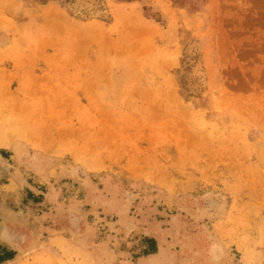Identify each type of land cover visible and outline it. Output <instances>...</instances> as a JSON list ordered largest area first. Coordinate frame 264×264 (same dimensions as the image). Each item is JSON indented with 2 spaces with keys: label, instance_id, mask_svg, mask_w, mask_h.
Wrapping results in <instances>:
<instances>
[{
  "label": "rangeland",
  "instance_id": "rangeland-1",
  "mask_svg": "<svg viewBox=\"0 0 264 264\" xmlns=\"http://www.w3.org/2000/svg\"><path fill=\"white\" fill-rule=\"evenodd\" d=\"M0 147L68 221L46 263L41 209L0 179L33 226L0 264H111L116 235L135 264L149 225L190 264H264V0H0Z\"/></svg>",
  "mask_w": 264,
  "mask_h": 264
},
{
  "label": "crops",
  "instance_id": "crops-1",
  "mask_svg": "<svg viewBox=\"0 0 264 264\" xmlns=\"http://www.w3.org/2000/svg\"><path fill=\"white\" fill-rule=\"evenodd\" d=\"M10 158L11 156L9 155L7 148L0 147V179L3 178L9 182V188L12 191L17 192V198H26L25 205H22L23 208L35 210H38L39 208L41 209L45 219V223L41 225V230L43 233H46V236L43 235L46 246L44 251L41 252L42 255L40 257L46 263H59L62 258H60V252L57 247L55 249L54 245H62L64 241H67L66 237L63 235V230L65 226H67L68 221L66 219L59 218L57 213L54 214V211H56L59 206H62L64 203V186L63 184L55 186V182L48 183L45 180L36 178L35 174H33L34 176L29 175L24 177L21 175L18 167L8 164ZM6 186L7 185L2 184L0 185V188ZM21 189L24 193H19ZM77 192L78 191L72 192L69 204L73 210L80 213L81 210L76 196ZM13 213L16 214L17 211L0 201V244L5 246L9 251L11 250L14 253H18L28 244V240L32 235L33 226L30 220L27 222L24 229H21L18 225L11 226L8 224L9 217L7 218V216L10 215L11 217ZM2 233L4 238H2ZM141 233L143 236L153 238L156 241L157 252L155 254L137 257L135 264H190L189 261L192 258L186 253L184 248H181L179 251L175 250L172 252L170 248L165 245V232H163V230H160L154 225H149L143 228ZM20 234L24 237L23 244H21L17 239ZM112 238H115L116 246L113 249L108 247V250L105 251L108 255L114 256V261L111 262V264L115 261L119 262V257H124L126 259L125 262L121 261V264H132V262L130 260L128 261L127 258L129 248L126 249L122 246V243L119 242L120 240L117 238V235ZM99 248L100 247L94 246L91 250L87 249L85 252L89 255L91 260H100L101 262H104V260L107 261L108 259H104L105 257L103 258V256H100ZM220 258L222 264H239L236 263L230 255H221ZM197 262L191 264H198Z\"/></svg>",
  "mask_w": 264,
  "mask_h": 264
},
{
  "label": "trees",
  "instance_id": "trees-1",
  "mask_svg": "<svg viewBox=\"0 0 264 264\" xmlns=\"http://www.w3.org/2000/svg\"><path fill=\"white\" fill-rule=\"evenodd\" d=\"M37 1L42 4H45L49 1H54V0H37ZM55 1H60L62 4H70L74 2V0H55ZM116 1H130V0H116ZM176 1L177 2L180 1V3H183L184 0H176ZM143 240L144 242H146L147 246L142 250L141 256L155 254L157 252L156 241L153 238H148V237L143 238ZM13 257H14V252L1 254L0 263L11 260Z\"/></svg>",
  "mask_w": 264,
  "mask_h": 264
}]
</instances>
